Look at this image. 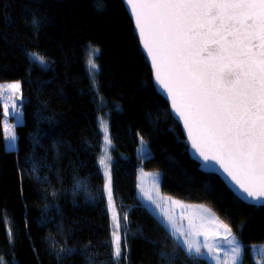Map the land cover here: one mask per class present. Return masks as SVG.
I'll use <instances>...</instances> for the list:
<instances>
[{
    "label": "trees",
    "instance_id": "trees-1",
    "mask_svg": "<svg viewBox=\"0 0 264 264\" xmlns=\"http://www.w3.org/2000/svg\"><path fill=\"white\" fill-rule=\"evenodd\" d=\"M89 46L99 49L94 80ZM9 83L21 84L23 122L6 150L0 107V264H114L99 164L106 111L126 237L119 264H197L140 199L142 172H159L164 194L208 207L242 246L243 264H255L264 207L244 204L190 157L122 0H0V85Z\"/></svg>",
    "mask_w": 264,
    "mask_h": 264
},
{
    "label": "snow or ice",
    "instance_id": "snow-or-ice-1",
    "mask_svg": "<svg viewBox=\"0 0 264 264\" xmlns=\"http://www.w3.org/2000/svg\"><path fill=\"white\" fill-rule=\"evenodd\" d=\"M139 41L150 59L154 81L170 101L172 113L183 122L191 148L203 162L219 165L246 198L264 200V0H126ZM33 25L37 21L33 20ZM87 66L99 68V49H86ZM3 91L9 95L5 97ZM19 83L0 85V101L12 100ZM17 105L12 103L13 114ZM3 114H9L4 102ZM105 143L99 163L104 168L108 207L113 212L111 251L114 264L121 258L120 222L112 199L107 122L98 119ZM16 139L11 135V141ZM143 143V141L141 140ZM207 211V210H206ZM127 218L125 217V220ZM177 246L197 262L209 257L242 264V246L223 228L229 250L189 222L187 230L165 221ZM204 236V241L199 240ZM126 245V237H125ZM206 249V251H202ZM164 255L163 253L161 254Z\"/></svg>",
    "mask_w": 264,
    "mask_h": 264
},
{
    "label": "rangeland",
    "instance_id": "rangeland-1",
    "mask_svg": "<svg viewBox=\"0 0 264 264\" xmlns=\"http://www.w3.org/2000/svg\"><path fill=\"white\" fill-rule=\"evenodd\" d=\"M9 84H12V83H9ZM3 95L7 97L9 93L7 91H3ZM22 101H23V97H22V92H21V84H20L19 93L13 96L12 100L0 101V107H1V112H2L1 129H2V136H3L4 145H5L6 150H13L16 148V145H17L16 127L23 122ZM4 102H7L8 104L9 114L7 116L3 114ZM13 102H15V104L17 105L15 114H13V109H12ZM108 115H109V112L106 111V117L103 118L104 114L101 115V117L108 124L109 138L111 140L110 123H109ZM13 132L15 134L16 139L14 141H11V135L13 134ZM100 132L103 136L101 129H100ZM103 142H104V139H103ZM107 147H108V154H107L108 159L106 160V163L109 165V172L111 176V190H113V170H112L113 168V157H112L113 144H112V141H111V144L108 145ZM104 148H105V143H103V149H102V154H101L100 159L104 156ZM148 150H149L148 144H146L144 141L143 143L141 142L140 152L143 157L148 156ZM100 167H101L102 174L104 177V189H105V193L107 197V191L105 188L107 181H106V177L104 176V168L102 165H100ZM149 176L150 175L148 174L147 175L148 181L150 180ZM148 184L150 186V190H148V196L145 197L141 193L142 194L141 200L143 204L147 205L149 208H153L156 212H158V214L160 215L164 223L170 217L171 220L175 222L176 228L182 231L188 229L190 221H192L193 223L197 225H201V218H203L202 229L207 230L209 232L211 230V234L214 236L213 238L214 242L216 244L221 245V248L217 251V255L220 256L222 259L224 258V253L229 250V244L224 238L225 235L227 234L224 233L223 228L220 227V224H224V223L218 218V216L215 213H213L205 205L194 204V203L183 201L176 197L164 194L161 191V174L159 172H154L153 180H151V183L148 182ZM142 186L146 188L147 184L142 183ZM107 202H108V197H107ZM109 212L111 216L112 231H113V228H114L113 219H112L113 212L111 209H109ZM115 213H116V209H115ZM181 214L183 215L182 219L178 217ZM210 219H214L216 221V224H212V222L209 221ZM121 229H122V224L120 222L119 232L121 236V258H122L125 245H124V239L122 237L123 235H122ZM214 230H217L218 233L214 232ZM232 237L235 238V236L231 233V235L228 236V239L231 240ZM199 238L202 239L201 242H203L205 239L204 236H199ZM216 238H219L220 240H216ZM235 240L237 241L236 238ZM217 241H220V242H217ZM202 251H206V249H202ZM240 257L241 259L243 258V250L241 251ZM253 258H254L255 264H264V246H259V247L254 248ZM204 259L208 260L210 264H220V261H213L209 257H205ZM225 264H230V261L225 260Z\"/></svg>",
    "mask_w": 264,
    "mask_h": 264
},
{
    "label": "water",
    "instance_id": "water-1",
    "mask_svg": "<svg viewBox=\"0 0 264 264\" xmlns=\"http://www.w3.org/2000/svg\"><path fill=\"white\" fill-rule=\"evenodd\" d=\"M122 1L124 3L125 9H126L128 15H129V17H130V19L132 21V24H133V27L135 29L137 38L139 40L138 31L135 28L134 17H132V15L130 13V9H129V6L127 5V3H126V0H122ZM139 43H140L142 52L144 53L145 58H146L149 66H150V69H151V72H152V79H153V83H154L155 89H156L157 93L167 101V103H168V105L170 107V101L166 98V96L163 93V91L159 88V86L154 81V72H153V70L151 68L150 59L147 58L146 52L143 50V46H142L140 41H139ZM170 111H171V107H170ZM171 114L175 118V120L180 124V126L182 128L183 135H184V137H185V139H186V141L188 142V145H189V155L196 163L199 164V169L202 172L206 173V174H213V175L218 176L222 180V182L227 186V188L232 193H234V195L236 197H238L239 200H241L244 204L249 205V206H253V207H264V200H262L261 202L257 203L256 201L252 200L251 198H246V194H242L240 191H238L237 188L233 185V183L230 182L229 178H227L226 174L223 173L222 169L219 168V165L215 164L214 162L205 163V162L202 161V159H198L197 158V154L191 148L190 141L187 138V132H186V130L183 127V122L178 117H176L172 113V111H171ZM0 154H1V151H0Z\"/></svg>",
    "mask_w": 264,
    "mask_h": 264
},
{
    "label": "crops",
    "instance_id": "crops-1",
    "mask_svg": "<svg viewBox=\"0 0 264 264\" xmlns=\"http://www.w3.org/2000/svg\"><path fill=\"white\" fill-rule=\"evenodd\" d=\"M148 174L150 175V176H149V178H150L149 181L147 180V175H148ZM153 174H154V173H146V172H142V173L140 174V176H139V182H138V195H139L140 199H141V197H142V194H143V196H145V197L148 196V190H150V186H149L148 182L151 183V180H153ZM142 183H146V184H147L146 188H144V187L142 186ZM141 193H142V194H141ZM146 206H147V205H146ZM147 207H148V206H147ZM178 217H180V219H182L183 215L181 214V215H179ZM183 219H184V218H183ZM209 221H211L212 224H216V221H215L214 219H210ZM164 224H165V223H164ZM165 226H166V225H165ZM166 227H167V226H166ZM211 227H213V226H211ZM202 230L205 231V232H207V234H208L209 236L212 235V234H211V230H210V232L207 231V230H204V229H202ZM214 232L218 233L217 230H214ZM211 237L214 238L213 235H212ZM199 240L202 241L201 238H199ZM216 240H220V239H219V238H216ZM217 242H220V241H217Z\"/></svg>",
    "mask_w": 264,
    "mask_h": 264
}]
</instances>
